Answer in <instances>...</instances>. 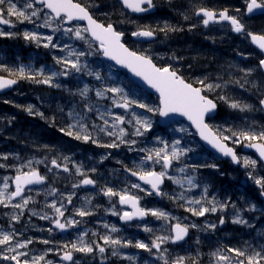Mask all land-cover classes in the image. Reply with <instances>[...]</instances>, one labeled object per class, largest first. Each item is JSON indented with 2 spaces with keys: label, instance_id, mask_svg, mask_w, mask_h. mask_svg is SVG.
Listing matches in <instances>:
<instances>
[{
  "label": "rangeland",
  "instance_id": "rangeland-1",
  "mask_svg": "<svg viewBox=\"0 0 264 264\" xmlns=\"http://www.w3.org/2000/svg\"><path fill=\"white\" fill-rule=\"evenodd\" d=\"M80 2L90 6V11L94 13L96 19L104 23H112L118 31L123 32L126 35L125 44L132 50L147 51L152 54L154 62L158 65L172 63L177 66V63L185 64L183 61L187 62V60L189 62L203 61L208 51L201 53L202 44L204 43L202 40L203 38L211 40L212 46L216 49L217 58L211 57L208 62L220 61L221 64L216 67L223 68L222 66H224V69L225 67L227 69L221 75L219 74L222 78L217 73H213V79L215 81L219 77L221 81L228 82L227 87L223 90L218 89L216 92L211 93V96L217 101L219 95H227L231 100L251 105L252 109L241 112L228 107L224 101L218 100L221 103L223 113H220L214 121H209V124L232 127L234 129L253 126L257 130L264 126V113L259 106L260 100L264 97V77L259 68L258 62L261 59L259 53L251 47L248 41H245L247 39L245 36L234 37L228 26L213 25L214 27L208 30V33H204L200 22L194 17L195 10L200 7L214 10L228 8L232 15H238L242 19L245 26L249 28L248 31L264 33L263 29L258 28L260 19L251 20L244 15L245 0H161L163 9L159 7V0H154L157 9L161 10H165L164 8L169 6L170 2H178L176 7L169 9L171 13L169 18L162 15H159L160 17L149 16L148 18L131 16L117 0H80ZM93 5H99V8ZM236 8L241 9L239 14L235 12ZM105 13L108 15H105ZM185 15L188 19H184ZM174 20H176V24H173ZM40 22L37 21V23ZM165 23L172 27H178L182 31H169L167 34L160 32L159 29L164 27ZM192 25H195V27H192ZM68 26L65 25V27ZM150 26H154L151 28L156 29L159 41L156 40L154 43L145 44L135 43V41L131 40L130 35L133 31ZM0 28L4 31L17 33L14 37H0V64L7 65L10 68L20 65H31L34 69H39L43 66L46 72L50 69L60 70V66L55 64L53 57L63 56L65 55L64 52L57 49L44 48L43 46L38 47L34 42L26 41L22 35L25 30L49 35L53 34L51 30L36 28L35 25L27 22L23 24L17 23L14 28L6 25L0 26ZM177 34H180V36L176 37L173 43H170V40L168 43L163 40L166 37ZM54 35L58 38L55 42L61 45L68 43L75 48L85 47L82 41L70 39L62 31ZM196 40L197 43H194ZM222 46L227 47L226 57H222V53L219 52V50H222ZM186 52L189 53V57ZM173 55L182 59L178 61L170 59ZM244 56L247 58L246 61L243 59ZM87 60L90 67L100 72L105 78V84L123 87L132 98L139 99L141 102L153 107L157 106L158 100L154 96L145 95L143 90L132 83L124 72H120L108 63L101 61L100 53L87 57ZM223 62L226 64H223ZM249 68L253 69V71L250 75H246L242 70ZM0 75H7V73L0 71ZM20 81L21 85L16 89L0 95V145L5 144L2 142L3 140H8L6 150L9 159L6 165L19 166L30 159L45 160L41 154L36 155V153L33 154L32 152L39 153L41 148L48 147L50 153L53 149L55 151L54 155H50L48 166H51L50 161L52 158L68 156L71 161L82 165L87 175L96 181L93 188L81 186L74 189L72 185L78 183L83 177L75 173L72 163H69L70 173L57 169H53L52 172L47 170L46 174L50 180L45 186L33 188L27 194L33 198L34 202L29 203L20 216L19 221L11 219L13 214H20L18 209L7 207V211L0 213L2 220L5 222V224L0 225V232L9 233L15 230V232L21 233V235L15 237L13 243L29 238L34 240V243L24 250L29 252V258L43 254L48 248H52L53 251L47 253L46 260H51L53 264H70V262H64L60 259L63 249L60 250V254H57L56 249L60 245L76 241L84 231L88 232V235L84 237L86 242L96 241L103 244L99 237L109 234L112 226L119 229L115 233H110L113 237L131 240L133 243L140 240L151 244L152 239L157 235H172L171 225L177 222L175 219L165 222L148 215L145 221L121 225L119 223V215H112L113 205H115V211L121 215L125 211L130 212V210L119 205L118 197L105 196L102 191L105 188H113L116 191L127 188L130 193L141 197V207L160 209L170 213L172 217L178 218L182 224L197 225L195 228H189V239L184 244L174 245L169 242L162 246L168 249L167 256L170 261L178 256H185L196 258L198 264H215L212 253L217 249H225L226 247L242 248L245 247V242L254 246L264 245V213L260 211V209H264V203L257 198L259 190L256 188V184L246 176V173L252 170L246 169V173H242L238 169L233 168L231 164L227 163L226 165L217 158L212 157L197 142L194 132L188 125L183 122H177L161 128L158 124V115L136 108L135 111L137 113H142L152 120L153 127L143 137L129 136L128 138L137 140V144L134 146L136 149H150L162 147L157 142L156 137L168 142L182 137V144L193 149L188 154V157L184 158V162L188 164L214 163L218 165V168H199L195 172L188 169L186 173H179L176 169L182 167L183 164L174 162L173 169L169 170L170 175L178 178H182L185 175H195L199 184L198 188L186 191L184 193L185 196L199 198L204 194L203 189L207 187L209 199L214 196L217 201L229 202L230 205L235 204V209L229 206L225 211L208 213L203 217L192 216L191 213L185 211L184 207L180 206L183 201L174 202L167 196L147 195L146 192L131 188L132 183L139 182L125 171L124 165L129 168H136L140 164L141 157L145 155L144 152L130 151L128 145H121L119 148L99 147L92 143L76 140L61 132V128H66L68 124L73 122L67 113L73 108L77 111L83 110L84 101L79 95H73L72 93L83 88L85 84H88L92 89L101 87V83L96 81L94 77L75 73L67 78L58 77L56 82L62 85L60 88L37 84L29 80ZM236 81H239V83H236ZM89 96L93 104L99 103L111 106V101H98L94 91L90 92ZM5 101H8V103H5ZM29 105L33 106L34 112L43 113L44 118L39 115H29L28 111H26ZM112 111L120 114L124 113L123 109L113 108ZM89 116L92 120H96L94 113H90ZM96 123L99 124L101 121L96 120ZM182 126L188 129L187 133L174 131ZM129 132H131L130 127ZM97 138L101 143H110L114 139L104 134H99ZM25 145L29 146L30 150H27ZM241 146H236V149L239 151ZM17 151H20V154ZM106 155L108 158L102 159ZM20 156L23 157L20 158ZM239 156L256 159L252 154H239ZM118 161L122 163H118ZM44 165L34 163L33 167H44ZM152 167L157 171L160 170V165H152ZM92 168H95L96 171L91 172L90 169ZM0 169V178L5 176L12 178L13 175L17 174L14 167ZM4 169H7V174L3 173ZM22 170L27 171L28 169L24 168ZM255 175L264 176V167L259 162ZM250 181L252 185H250ZM2 182V179H0V185H2ZM52 187L58 190L55 196L47 195ZM141 187L150 188L143 184H141ZM185 188H187L186 184ZM162 191L170 195H176L180 193L181 189L172 181L165 180ZM37 192H39V195H37ZM73 192L75 195L73 196L72 204L68 205L66 200L64 201L67 208L65 217L81 220L82 223L65 230L66 235L62 236L60 234L61 231L55 229L50 220H41L38 215H32L31 211H29L34 210L40 214L47 212L54 216L52 210L45 207V204L50 203L53 199L57 200L59 204L63 199L60 196L61 193L66 196ZM17 202L19 200L12 201V203ZM252 204L256 206L255 211H242L241 214L244 219L250 221L253 227L249 228L232 222L237 210L247 209ZM81 207L92 210L94 214L84 218L76 216L75 209ZM1 208L6 207L0 206ZM220 217L225 220L222 225L219 223ZM105 223L109 225V228L103 227ZM207 224H216L217 227L210 229L207 228ZM145 226L151 228L152 232L144 231ZM48 228H53L51 234L47 231ZM93 232H96L97 235H92ZM42 239H49L55 243L45 245L39 242ZM105 247L107 250L103 255L98 251H94L92 254L74 252V260H79L80 264H145V262L147 264H163V261L158 258L159 254L153 255L143 249L134 247L120 248L119 251L122 254L133 257L132 260H128L120 256H112V249L108 246ZM153 253H155V250H153ZM0 264H11V262L0 261ZM187 264H191V261L189 260Z\"/></svg>",
  "mask_w": 264,
  "mask_h": 264
},
{
  "label": "snow or ice",
  "instance_id": "snow-or-ice-1",
  "mask_svg": "<svg viewBox=\"0 0 264 264\" xmlns=\"http://www.w3.org/2000/svg\"><path fill=\"white\" fill-rule=\"evenodd\" d=\"M120 2L124 8L130 9L134 13L148 12L156 6L153 0H120ZM93 6L99 8V5ZM257 11L264 14V0H245L244 13L246 15H251ZM235 12L239 14L241 9L236 8ZM105 15L108 14L105 13ZM195 15L203 18L201 23L204 27H208L211 23L228 22L231 29L236 33H244L246 30L242 19L238 15L230 14L228 8L214 10L200 7L196 10ZM184 19H188V17L185 15ZM37 21L41 22L37 23ZM25 22L35 25L36 28L51 30L53 34L49 35H42L36 31L28 30H25L22 35L26 41L34 42L38 47L43 46L44 48H52L64 52L65 55L63 56L53 57L55 64L60 66V70L50 69L46 72L43 66L39 69H34L31 65H20L10 68L7 65L0 64V71L7 73V75H0V90L11 88L20 80H29L37 84L60 88L62 85L56 82L58 77L67 78L73 73L94 77L96 81L101 83V87L92 89L88 84H85L83 88L72 93L73 95H79L84 101L83 110L71 109L67 115L73 122L68 124L66 128H61L60 131L76 140L92 143L99 147L119 148L121 145H128L130 151L144 152L145 155L141 157L140 164L136 168H129L124 165V169L131 176L137 177L143 184L150 186V188L145 189L141 187L140 183H132L131 188L146 192L147 195L167 196L174 202L183 201L180 206L196 217L225 211L229 206L236 208L235 204L230 205L229 202L217 201L214 196L209 199L207 187L203 189L204 194L199 198L185 196L184 193L186 191L198 188L199 184L195 175H185L182 178L170 175L169 170L173 169L174 162L183 164L182 167L176 169L179 173H186L188 169L195 172L199 168H218V165L214 163L188 164L184 162V158H187L193 149L182 144V137L171 142L156 137L157 142L162 145L159 148L136 149L134 147L137 144V140L129 139L128 137H143L153 127V122L150 118L135 111L136 108H139L160 117L176 115L186 118L195 127L201 140L217 153L224 157H229L233 163L240 164L245 169H251L252 171H248L246 176L259 186L260 194L264 196V176L255 175L258 160L246 156L240 157L236 151V146L238 145L254 149L258 153L259 161H264V126H261L259 130L253 126L234 129L232 127L213 126L207 122L215 119L217 110L216 101L211 99L208 93H214L218 89L223 90L227 87L228 82L221 81L219 77L213 81L207 76L189 81L181 73L178 66L172 63L158 65L154 62L153 55L149 54V52L134 51L127 47L123 42L124 33L118 31L112 23H104L96 19L94 13L90 11V6L81 3L80 0H0V26L6 25L14 28L17 23L23 24ZM77 22L86 23L80 24ZM65 25L69 26L65 27ZM192 27H195V25H192ZM61 31L70 39L82 41L85 47L75 48L68 43L61 45L55 42L58 38L54 34ZM159 31L167 34L169 31H182V29L165 23L164 27L160 28ZM156 34V29L151 27L138 28L131 33L133 37L149 38L150 40L154 39ZM246 34L261 53H264V34H255L251 31ZM16 35L17 33L15 32L4 31L0 28V37H14ZM95 53H101L117 65L128 69L134 76L139 77L148 87L158 93L159 104L155 107L150 106L139 99L132 98L123 87L105 84V78L100 72L92 69L87 60V57ZM160 58L163 59L162 57ZM170 59L178 61L182 58L173 55ZM259 67L264 69V59L259 61ZM242 71L246 75H250L253 69L249 68ZM236 83H239V81H236ZM93 91L98 101H111V106L99 103L93 104L89 96V93ZM217 99L224 101L228 107L241 112L252 109L251 105L231 100L227 95H219ZM5 103H8V101H5ZM259 103L264 106V99H261ZM113 108L123 109L124 113L113 112ZM26 111H28L29 115H39L44 118L43 113L33 111L32 105H29ZM90 113H94L96 120L101 121V123L97 124L96 120H92L89 116ZM126 126L131 128V132H129V127ZM174 131L187 133L188 129L182 126ZM99 134H104L114 139L110 143H101L97 138ZM230 143L232 146H229ZM107 158V155L102 157V159ZM0 159L8 160L9 157L8 155H3L0 156ZM34 163L45 164L48 172L57 169L65 173L71 172L69 163H72L75 173L83 177L78 183L72 185L74 189L96 184V181L87 175L82 165L71 161L68 156L52 158L50 161L51 166L47 165L46 160L31 159L19 166L0 163V168L14 167L17 173L12 178L8 176L0 178L3 181L2 185H0V206L20 210V214L11 216L13 221H19L20 216L29 203L34 202L31 196L26 195V189L32 191L29 186L44 184L47 179L46 175H42L37 168L33 167ZM118 163L122 162L118 161ZM146 165L147 167H145ZM152 165H160V170L157 171ZM24 168L28 170L23 171L22 169ZM90 171L95 172L96 169L92 168ZM10 179L14 184V190L12 191L9 190ZM165 180L172 181V183L178 185L181 189L180 193L170 195L163 192L162 185H164ZM185 184L187 188H185ZM102 191L107 197H118L120 205L131 207L132 211H125L121 215L115 211V205H113L112 215H119L122 221H131L135 218L143 219L148 215L165 222H170L173 219L177 220L176 223L171 225L172 235H157L152 239L151 244L140 240L133 243L131 240L113 237L110 233H115L119 229L112 226L109 234L99 237L103 241V244H100L96 241L86 242L84 237L88 235V232L84 231L76 241L64 243L56 249L57 254H60V250L63 249L62 255H60L62 261L70 262V264H80L79 260H74V252L92 254L94 251H98L103 255L107 250L105 246H108L112 249V256H120L128 260H132L133 257L122 254L119 251L120 248L134 247L143 249L153 255L159 254L158 258L163 261V264H187L189 260L191 264H198L196 258L185 256H178L170 261L167 256L168 249L162 247L169 242L176 243L184 240L188 235L189 228H195L197 225L182 224L178 218L172 217L170 213L160 209L141 207V197L130 193L127 188L121 191L105 188ZM57 192L58 190L52 187L47 195L55 196ZM37 195H39V192H37ZM74 195V192L66 196L61 193L60 196L63 199L59 204L55 199L45 204V207L52 210L54 216L47 212L40 214L34 210L29 211H31L32 215H38L41 220H50L55 229L65 231L82 223L81 220L65 217L67 208L64 201L66 200V203L71 205ZM17 198H19V202L12 203ZM255 210L256 206L254 204L249 205L247 209L237 210L232 222L249 228L253 227L249 220L243 218L241 212ZM260 211L264 213V209H260ZM93 214L92 210L84 207L75 209V215L81 218ZM219 223L221 225L225 223L223 217L219 218ZM206 226L210 229L217 227L216 224H207ZM103 227L107 229L109 225L105 223ZM47 231L51 234L53 228H48ZM144 231L152 232V229L145 226ZM17 235H21V233H17L15 230L9 233L0 232V246H2L0 247V261L11 262V264H41V262L43 264H53L51 260H46L47 253L52 252V248H48L43 254L29 258V252L24 250L28 249L29 245L34 243V240L29 238L13 243ZM92 235L95 236L97 233L93 232ZM39 242L45 245L55 243L49 239H42ZM197 242L199 243V241ZM153 250H155V253H153ZM212 256L215 264H264V245L254 246L245 242V247L217 249L212 253Z\"/></svg>",
  "mask_w": 264,
  "mask_h": 264
},
{
  "label": "flooded vegetation",
  "instance_id": "flooded-vegetation-1",
  "mask_svg": "<svg viewBox=\"0 0 264 264\" xmlns=\"http://www.w3.org/2000/svg\"><path fill=\"white\" fill-rule=\"evenodd\" d=\"M153 2H154V0H153ZM154 4H155V2H154ZM157 4H158V2H157ZM178 4V2H170V5L169 6H166L165 7V10L166 9H170L171 7H176V5ZM156 5V4H155ZM161 5H162V3H161V0H159V7H161ZM157 6V5H156ZM155 6V8H153V10H154V14H150V16H158V12H157V7ZM156 10V11H155ZM168 13V12H167ZM167 13L166 12H161L159 15H162V16H166L167 15ZM195 16V15H194ZM149 17V16H148ZM147 17V18H148ZM198 19V22H200V24H201V26H202V31L204 32V33H208L207 31L208 30H211L214 26L213 25H209L208 27H204L203 26V24L201 23V20L203 19V18H197ZM173 24H176V20H174L173 21ZM223 26H225V27H227V24H223ZM196 29H198V28H196ZM178 36H180V34H177ZM156 40H159L158 39V36H157V39ZM194 43H197V40L194 42ZM209 41L208 40H204V43L202 44V50H201V53H206L208 50V52L210 53H206V58H207V62L209 61V59L211 58V57H213L217 52H216V50H214V48L212 47V48H209ZM211 50H213V51H211ZM219 52H221L222 54V57H226L227 56V47H225V46H223L222 47V50H219ZM186 55L189 57L190 55H189V53H187L186 52ZM185 64H182V63H177V66L179 67V69H180V71H181V73L185 76V78L186 79H188L189 81H194L196 78H204L205 76H207V77H209V79L210 80H213L214 81V75H213V73H217V72H213L214 70H215V68H214V66H212V64H207V62L206 61H202V62H200L199 64H196L195 62H189V60H187V62H185V61H183ZM190 66V67H189ZM225 71H227V69H226V67H225ZM221 71H218V73H220ZM222 78V77H221ZM19 85H21V81H19ZM208 95H209V97L211 98L212 96H211V93H208ZM1 138V137H0ZM1 142V141H0ZM3 143H5V144H3V145H0V156H2V155H7V147H8V140H3L2 141ZM24 147V146H23ZM25 147L27 148V150H30V147L29 146H26L25 145ZM30 152V151H29ZM54 149L51 151V153L49 152V150H48V147L47 148H44V149H40L39 150V153L38 152H32L33 154L34 153H36V155H39V154H41L44 158H45V160H46V163H47V165H49V163H48V160H49V158H50V155H54ZM17 153L18 154H20V151H17ZM2 154V155H1ZM23 157V156H22ZM21 156H20V158H22ZM0 163H5V164H8V160H3V159H0ZM35 168H37L39 171H40V173L42 174V175H46V177H47V179H46V181H45V183L44 184H41L40 186H45L47 183H48V180H50L49 178H48V176H47V174H46V171H47V167L44 165V167H35ZM1 170V169H0ZM3 173L4 174H7L8 173V171H7V169H4L3 170ZM16 175V174H15ZM15 175H13L12 177H14ZM52 184H54L53 182H52ZM14 184L12 183V181L10 182V191H12V190H14ZM32 190H33V188L35 189L36 187L35 186H29ZM37 187H39V186H37ZM30 193V191H28L27 189H26V195L27 194H29ZM17 200H19V199H16V200H14V201H17ZM5 211H7V208H1L0 209V213L1 212H5ZM2 215L0 214V225H3V223L5 224V222L2 220ZM26 217H27V215H26ZM16 226V225H15ZM17 226H18V224H17ZM1 229V228H0Z\"/></svg>",
  "mask_w": 264,
  "mask_h": 264
},
{
  "label": "water",
  "instance_id": "water-1",
  "mask_svg": "<svg viewBox=\"0 0 264 264\" xmlns=\"http://www.w3.org/2000/svg\"><path fill=\"white\" fill-rule=\"evenodd\" d=\"M131 13H134V12H132L130 9H128ZM152 10H150V11H148V12H151ZM135 14H142V13H135ZM257 14H261L259 11H257V12H255V13H253V14H251V15H247V16H252V15H257ZM81 23H86V22H81ZM139 40H150L149 38H139ZM254 45V44H253ZM256 48H258L256 45H254ZM101 59L103 60V61H107L110 65H112L114 68H116V69H118V70H122V71H126L127 72V77L129 78V79H131L133 82H135L136 84H138L139 86H141L144 90H146V91H148V92H151V93H154V94H156L157 96H158V93H156L155 92V90L154 89H151L150 87H148L139 77H136V76H134L128 69H126V68H124V67H122V66H120V65H117L114 61H111V60H109L108 58H106V57H104L103 55H101ZM263 71H264V69H263ZM14 87V85L11 87V88H8V89H4V90H0V93H3V92H6V91H8V90H11L12 88ZM262 108L264 109V106H262ZM175 120H184V121H186L195 131H196V129H195V127L194 126H192L191 125V123L186 119V118H184V117H180V116H176V115H172V116H169V117H160L159 116V122H160V125L161 126H164V125H166L168 122H170V121H175ZM197 132V131H196ZM198 134V133H197ZM198 137H199V140H200V142H201V144L207 149V150H209L211 153H213L214 155H217V156H219V157H221L223 160H225V159H227V160H229L231 163H232V165L234 166V167H237L239 164H236V163H233L232 162V160L229 158V157H224V156H222V155H220L219 153H217L214 149H212L209 145H207L203 140H201V138H200V136H199V134H198ZM243 150L244 151H249V150H251V151H253L254 153H255V155H256V157L259 159V157H258V153H256L255 152V150L254 149H250V148H244L243 147ZM261 162H263L264 163V161H261ZM242 169H243V167H241ZM136 179H138L137 177H135ZM142 182V181H141ZM32 186H34V185H32ZM93 185H86V186H83V187H87V188H90V187H92ZM259 197L262 199V200H264V196H262L261 194H259ZM125 206H128V205H125ZM128 207H130V206H128ZM131 208V207H130ZM137 220L138 219H140V218H136ZM141 220V219H140ZM121 222L123 223V222H125V221H122L121 220ZM188 236V235H187ZM186 236V237H187ZM186 237L184 238V240L186 239ZM184 240H182V241H184ZM182 241H178V242H176V243H181ZM67 262V261H66Z\"/></svg>",
  "mask_w": 264,
  "mask_h": 264
},
{
  "label": "trees",
  "instance_id": "trees-1",
  "mask_svg": "<svg viewBox=\"0 0 264 264\" xmlns=\"http://www.w3.org/2000/svg\"><path fill=\"white\" fill-rule=\"evenodd\" d=\"M171 37H173V36H171ZM173 38H175V37H173ZM217 102H218V104H219V115H220V113H223V109H222V107H221V103L217 100Z\"/></svg>",
  "mask_w": 264,
  "mask_h": 264
},
{
  "label": "bare ground",
  "instance_id": "bare-ground-1",
  "mask_svg": "<svg viewBox=\"0 0 264 264\" xmlns=\"http://www.w3.org/2000/svg\"><path fill=\"white\" fill-rule=\"evenodd\" d=\"M131 40H132V39H131ZM135 43H136V42H135ZM223 72H224V71H221L220 73L217 72V74H218V75H219V74L221 75ZM220 75H219V76H220ZM220 77H221V76H220Z\"/></svg>",
  "mask_w": 264,
  "mask_h": 264
}]
</instances>
